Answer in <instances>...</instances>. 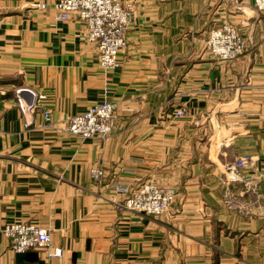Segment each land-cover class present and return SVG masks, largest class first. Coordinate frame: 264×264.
I'll return each mask as SVG.
<instances>
[{
    "label": "crops",
    "instance_id": "crops-1",
    "mask_svg": "<svg viewBox=\"0 0 264 264\" xmlns=\"http://www.w3.org/2000/svg\"><path fill=\"white\" fill-rule=\"evenodd\" d=\"M57 1L0 0V264H264V16L253 0H122L134 20L113 71L84 21L58 19ZM228 24L245 50L214 59L206 42ZM20 89L43 97L37 111L17 107ZM104 100L115 105L107 138L66 132ZM143 184L175 192L166 214L121 209ZM20 222L49 229L62 257L15 253L4 230Z\"/></svg>",
    "mask_w": 264,
    "mask_h": 264
},
{
    "label": "built area",
    "instance_id": "built-area-1",
    "mask_svg": "<svg viewBox=\"0 0 264 264\" xmlns=\"http://www.w3.org/2000/svg\"><path fill=\"white\" fill-rule=\"evenodd\" d=\"M255 10L264 16V0H253ZM44 9V4L38 6ZM58 19L68 20L72 15L85 22L86 39L93 43L98 51L99 65L106 71L120 67L122 56L128 46V30L134 20V10L130 3L122 0H58L54 4ZM208 54L217 60L231 61L239 58L245 50V39L231 25H225L211 32L206 42ZM27 94V95H25ZM42 96H36L31 90L20 89L16 93V105L22 112L34 113L40 107ZM182 108L177 116L186 114ZM45 123H52L51 115L43 113ZM115 105L108 100L92 105L85 112L67 118L66 132L81 139H105L113 128ZM250 158L240 157L229 170L237 174L244 169ZM93 178L99 181L102 170H95ZM126 199L120 203L122 210L136 212L150 217L166 214L176 200L172 189L160 188L154 184H143L128 190ZM5 235L10 240L15 253L30 250L43 252L48 258L62 257L63 250L52 246L49 229L35 223H11L5 227Z\"/></svg>",
    "mask_w": 264,
    "mask_h": 264
},
{
    "label": "rangeland",
    "instance_id": "rangeland-1",
    "mask_svg": "<svg viewBox=\"0 0 264 264\" xmlns=\"http://www.w3.org/2000/svg\"><path fill=\"white\" fill-rule=\"evenodd\" d=\"M4 6H5V4H4ZM9 11V9H0V19H1V17L2 16H5L6 15V13Z\"/></svg>",
    "mask_w": 264,
    "mask_h": 264
}]
</instances>
